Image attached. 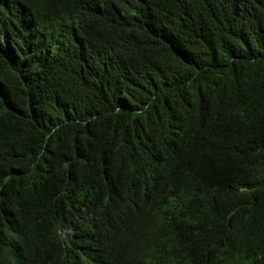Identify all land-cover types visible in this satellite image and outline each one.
I'll use <instances>...</instances> for the list:
<instances>
[{
    "label": "trees",
    "instance_id": "trees-1",
    "mask_svg": "<svg viewBox=\"0 0 264 264\" xmlns=\"http://www.w3.org/2000/svg\"><path fill=\"white\" fill-rule=\"evenodd\" d=\"M70 30L87 37L88 56L61 41ZM187 73L216 90L209 115L220 123L242 108L234 118L247 137L227 131L196 143L178 131ZM147 115L153 129L141 139ZM151 144L176 159L144 208L127 223L121 206H100L87 246L55 245L60 217L45 245L60 260L47 264H238L237 252L258 250L253 237L229 246L222 236L229 219L264 212V0L1 1L0 244L33 203L46 202L35 220H56L73 174L113 201ZM39 181L51 185L31 201Z\"/></svg>",
    "mask_w": 264,
    "mask_h": 264
},
{
    "label": "clouds",
    "instance_id": "clouds-1",
    "mask_svg": "<svg viewBox=\"0 0 264 264\" xmlns=\"http://www.w3.org/2000/svg\"><path fill=\"white\" fill-rule=\"evenodd\" d=\"M56 13L66 15L61 8L56 9ZM150 30L165 29L164 26L155 25ZM53 33L54 31H49L48 34L46 32L45 38H52ZM128 34L130 37H134L138 33L128 32ZM58 35L62 42L65 41L66 44L76 48L82 58L91 53L90 42L82 33L70 30L58 33ZM183 86L188 87V92L184 93L180 107L174 112L175 125L181 134L190 135L196 143L203 137L212 138L227 131L238 134L240 138L247 137L249 131H247L246 121H238L234 118L238 110L242 109L240 106H234L225 112L234 116L222 124L217 116L209 115L216 91L212 86L205 84L199 77H190L188 73L184 77ZM127 127H129L127 132L131 135L130 125ZM152 129L150 115L139 121L138 134L141 139L148 136ZM206 142H201V144L204 145ZM123 151V156H126L128 148L124 146ZM149 151L150 154L134 166L128 180L113 201H107L103 199L101 194H95L89 188L91 183L73 174L71 185L64 189L60 213L56 220L50 221L49 218L46 219L45 217L35 220V216H41L46 202L33 203L32 214L29 219L24 220L22 224L19 220H14L7 226V231L0 244L2 264H47L48 259L60 260L58 253L53 250L49 251L45 247L47 239L50 237L51 225H57L60 217L64 218L65 223L58 232L55 245L58 243L65 244L68 239L84 246L90 245L92 234L87 231H92V224L97 225L99 223L100 210L98 208L100 206L106 209L121 206L123 219L130 223L135 214L144 208L145 200L150 196L160 178L168 173L173 160L176 159V153L167 150L161 144H151ZM119 159H115V165ZM234 159V157H226V160L233 167H235ZM216 173L218 174L217 171ZM111 177L113 178V176ZM217 180L219 179L214 178L212 181L216 182ZM259 181L261 180L242 183L241 191H250L254 184ZM50 185V183L39 181L35 184V192H30L29 199L33 201L42 196L48 191ZM22 203L29 204L30 202L22 201ZM100 226L102 227V224ZM245 236L253 237L249 239L259 241L258 250L237 252L234 255V260L238 264H264V212L254 222L245 216H236L226 222L222 239L227 241L229 246L237 241H243L244 239L241 238ZM226 250L225 247L223 252ZM99 253H101V248Z\"/></svg>",
    "mask_w": 264,
    "mask_h": 264
}]
</instances>
